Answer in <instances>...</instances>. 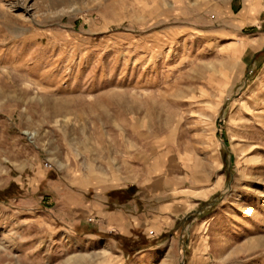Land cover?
<instances>
[{"label":"rangeland","instance_id":"1","mask_svg":"<svg viewBox=\"0 0 264 264\" xmlns=\"http://www.w3.org/2000/svg\"><path fill=\"white\" fill-rule=\"evenodd\" d=\"M230 2L0 0V264H264V13Z\"/></svg>","mask_w":264,"mask_h":264},{"label":"crops","instance_id":"2","mask_svg":"<svg viewBox=\"0 0 264 264\" xmlns=\"http://www.w3.org/2000/svg\"><path fill=\"white\" fill-rule=\"evenodd\" d=\"M227 13H232V14L248 13L245 15L247 19L244 21V23L250 24V27L255 28L257 27L256 24L258 21L257 17L262 16V14L264 13V7L261 4L260 5L256 4L255 2L253 4H249L248 0H231L228 6ZM105 218H108V220H112L115 217L109 214L106 215Z\"/></svg>","mask_w":264,"mask_h":264},{"label":"trees","instance_id":"3","mask_svg":"<svg viewBox=\"0 0 264 264\" xmlns=\"http://www.w3.org/2000/svg\"><path fill=\"white\" fill-rule=\"evenodd\" d=\"M11 194H13L12 189L9 188L8 190L4 191V193H2V195H0V196H2L4 200H6L10 197ZM3 199H2V201H3ZM0 201H1V199H0Z\"/></svg>","mask_w":264,"mask_h":264}]
</instances>
